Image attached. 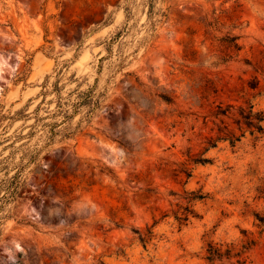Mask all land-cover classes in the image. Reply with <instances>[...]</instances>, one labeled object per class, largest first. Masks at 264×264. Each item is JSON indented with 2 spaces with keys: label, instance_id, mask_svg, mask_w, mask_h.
<instances>
[{
  "label": "rangeland",
  "instance_id": "rangeland-1",
  "mask_svg": "<svg viewBox=\"0 0 264 264\" xmlns=\"http://www.w3.org/2000/svg\"><path fill=\"white\" fill-rule=\"evenodd\" d=\"M139 2L0 0L7 105L34 98L56 65L63 84L72 73L90 84L102 65L101 86L125 59L91 126L28 176L0 264H205L209 243L249 241L250 264H264V135L236 122L250 106L264 113V0L172 1L144 43Z\"/></svg>",
  "mask_w": 264,
  "mask_h": 264
},
{
  "label": "trees",
  "instance_id": "trees-1",
  "mask_svg": "<svg viewBox=\"0 0 264 264\" xmlns=\"http://www.w3.org/2000/svg\"><path fill=\"white\" fill-rule=\"evenodd\" d=\"M172 1L175 0H140L141 11L146 14V34L142 43L152 38L157 28L168 19L170 6H164ZM134 6L130 2L127 4L126 22L133 16ZM123 29L107 43L105 47L107 54H111V44L123 34ZM236 39L230 38L228 43L240 49L235 43ZM103 59L101 58L100 62ZM124 60L119 58L112 65L101 86L102 65L97 69V76L90 84H87L86 76L76 78L75 73L66 79L65 84L61 83L59 76L63 70L57 71L56 65L51 73L45 75L40 84V91L34 98L28 99L17 108L15 105L18 101L9 105L0 101V237L4 223L13 217V209L23 198L28 176L37 174L43 155L50 152L55 144L73 139L91 126L94 117L102 110L109 97L110 85L114 83L116 75L123 70ZM63 67L66 69L68 65L65 64ZM53 73L56 74L53 76ZM73 83V87H68ZM251 87L254 85L251 84ZM161 97L167 103L171 102L170 97L166 95ZM37 100L36 105L30 109ZM226 112V110L219 111L222 115H226ZM240 116L241 120H237V124L242 121L246 127L252 129L251 133L264 135L262 111H253V107L250 106L247 111H241ZM237 140L232 135L229 137L232 146ZM196 161L209 162L205 158ZM187 176L189 177V174ZM190 194L191 199L194 200L204 198L202 194L194 192ZM255 219L264 226L263 214L256 213ZM176 220L181 224L187 221V215L184 213L176 215ZM252 244V241H249L236 248L233 244L223 246L209 243L206 248L205 264H250L246 253Z\"/></svg>",
  "mask_w": 264,
  "mask_h": 264
}]
</instances>
